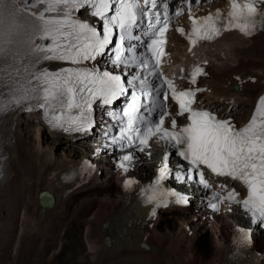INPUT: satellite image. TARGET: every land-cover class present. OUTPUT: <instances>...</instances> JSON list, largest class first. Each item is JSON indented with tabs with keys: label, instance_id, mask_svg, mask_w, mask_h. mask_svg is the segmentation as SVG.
<instances>
[{
	"label": "snow or ice",
	"instance_id": "snow-or-ice-1",
	"mask_svg": "<svg viewBox=\"0 0 264 264\" xmlns=\"http://www.w3.org/2000/svg\"><path fill=\"white\" fill-rule=\"evenodd\" d=\"M187 2L191 31L186 33L182 27L177 31L186 36L192 48L200 41L215 40L225 31L235 29L251 36L264 29V8L259 7L264 0H232L226 13L217 10L202 17L192 13V0ZM82 11L98 19L100 26L74 15ZM170 20L169 5L164 0H0V88L12 90V84L5 85L4 81L15 83L13 73L18 77L21 69L33 85L22 92L13 90L11 104L0 102V112L34 100L37 103L33 107L45 110L47 122L54 129L87 133L93 127L90 114L97 101L111 106L126 97L127 103L120 112L110 113L121 125L119 135L110 137L111 144L143 152L155 138L175 149L181 161L170 168L169 154L164 155L155 182L144 189L147 203L167 207L168 198L174 197L175 204H187L186 196L165 190L161 182L172 176L180 183L195 181L208 188L211 185L205 178L206 169L217 177L240 182L247 191L246 198H240L235 188L223 196L216 192V202L210 204L214 211L228 201L242 205L253 218L264 223V97L259 98L248 123L239 128L229 118L221 119L194 108L197 92L202 90L178 89L175 80L162 72ZM141 22L146 23L145 35L151 38L147 44L150 55H126L125 42L134 38L133 29ZM108 51L113 53L114 66L136 70L131 80L115 71L80 67ZM42 61H63L76 67L49 71L37 68ZM202 75H206L204 68L195 66L190 83L195 85ZM152 76L162 77L159 88L150 84L148 77ZM169 98L178 106L179 116L187 114L185 126L178 127L174 118L170 127L165 126V119L171 115L166 103ZM157 109V119L146 118L145 112ZM73 110L76 115H72ZM132 160V154L124 155L119 167L127 172ZM135 183L128 179L125 187ZM155 215L154 208L152 216ZM241 232L240 242L248 243L249 234Z\"/></svg>",
	"mask_w": 264,
	"mask_h": 264
},
{
	"label": "bare ground",
	"instance_id": "bare-ground-1",
	"mask_svg": "<svg viewBox=\"0 0 264 264\" xmlns=\"http://www.w3.org/2000/svg\"><path fill=\"white\" fill-rule=\"evenodd\" d=\"M235 52L236 60L218 58L220 62L210 67L211 89L204 100L209 98L206 104L208 108L221 112L223 116L236 117L237 122L241 123L249 118L257 96L264 89V60H259L264 58V34L255 37L253 43L247 46L240 44ZM234 74L244 78L249 75L259 78L257 83L247 85L242 93L226 87ZM17 128L16 137L9 146L10 164L4 170L3 180H0V264H23V261L20 262L21 256H30L34 252L44 256L51 253L55 255L59 247L57 243L71 238L77 240V245L64 246L63 251H77L76 253L82 255L80 258H83V263L225 264L217 249V259L202 262V251L198 252L194 244L176 246L181 237L168 227L167 231L165 228L160 232L159 229L162 228L158 223L162 217L157 224L141 228L146 211L133 205L122 204L118 189L114 184L111 185L110 181V185L106 186H103V182L100 183L102 178L109 176L111 170L109 162L103 158L98 160L103 171L100 176L102 178L97 179L99 183L93 182L86 188L73 192L66 199H62L59 192H53L54 203L50 206L41 205L39 195L44 176L66 165V161L63 165L55 158V154L52 155L47 150L58 151L57 157L63 156L64 160L72 157L77 150L61 138H57L59 144L55 145L56 142H52L47 133L41 130L38 122L31 118L20 122ZM28 130H32V138L28 137ZM39 157H42L41 163L44 165L38 161ZM111 195L113 196L109 199V205L107 203L110 202L105 200V197ZM190 201L189 199L188 206L183 211L170 212L184 216V221L193 219L189 214L192 213ZM193 224L199 226L194 222ZM142 231L145 233L142 234ZM204 231V228L199 227L196 232L201 235ZM253 239L255 246L264 245L260 232L256 233ZM117 242L120 243L119 247H116ZM143 242L148 248L141 246Z\"/></svg>",
	"mask_w": 264,
	"mask_h": 264
},
{
	"label": "rangeland",
	"instance_id": "rangeland-1",
	"mask_svg": "<svg viewBox=\"0 0 264 264\" xmlns=\"http://www.w3.org/2000/svg\"><path fill=\"white\" fill-rule=\"evenodd\" d=\"M253 59L254 58H248V60H253ZM244 60H247V59L244 58ZM259 60H264V58H260ZM206 100H207V98H206ZM251 105H252V103H250V106ZM28 131H29L28 137H31L32 138V135H31L32 130H28ZM48 137L51 138L49 135H48ZM51 139H52V142H53L54 139L53 138H51ZM54 141L56 142L55 145L58 146V144H59L58 141L57 140H54ZM43 143H44V141H43ZM46 144H48V143H46ZM61 147L63 148L62 145H61ZM62 148H60V149H62ZM47 152H50L52 155L55 154L54 155L55 158L58 159V160H60L63 165L65 164L64 163L65 160L62 159L63 156H61V158H58L57 157L56 153H58V151L56 152L54 150V151L51 152L50 150H47ZM41 160H43L42 157H41V159L39 157L38 161L40 162V164H42L41 163L42 162ZM42 165H44V164H42ZM50 173H48L46 176H44L43 182H44V180H46L45 178H47ZM101 178L102 177H100V179ZM94 182H96V181H94ZM112 196L113 195L105 197V200L106 199L107 200L111 199ZM109 202H110V200H109ZM107 204L110 205L111 202L110 203H107ZM192 208H193V206H192ZM173 213L174 212L165 213L162 216L161 222L158 223L159 225L161 224V228H162V229H159L160 232H162L166 227H168V228H171L172 229V230L170 229V231H172L173 233H175V232L177 233L178 227H179V224H180V221H181V219L184 216H181L180 214H173ZM166 231H167V228H166ZM141 233L144 234L145 232L142 231ZM213 239L214 238H213V235L211 234V232L209 230H205L201 235L199 233L196 236V239L192 243L183 241L181 238H179V240H178L179 242L176 243V246H179L180 247L182 244L183 245H187V246H192L194 244L198 248V252H201L202 251V256L204 258L202 262H205L207 260H210L212 262V260L217 259V256H218V255H216V252H215L216 247L214 245ZM73 243H74V245H73ZM58 245H59V247H58L55 255H54V253H51L49 255H45L44 256V255L40 254L39 252H34L33 254L31 253L30 256L27 255L28 257L26 255H22L21 258H20V260H21L20 262L23 261V264L24 263L26 264L27 262H28L27 264H32V263L33 264H89L90 263V261L83 263V261H82L83 258H82V260L80 258V257H82V255L76 253L77 251H72V252H70V251L64 252L63 251L64 246H68V245L76 246L77 245V240L75 238H71L70 240L63 239V240H61V241H59L57 243V246ZM119 246H120V243L117 242L116 243V247H119ZM0 252H2V249H0ZM38 253H39V255H38ZM61 253H63V254H61ZM206 256H207V258H206ZM25 257H26V259H24ZM6 259H7V257H6ZM258 264H264V262L263 263H258Z\"/></svg>",
	"mask_w": 264,
	"mask_h": 264
},
{
	"label": "water",
	"instance_id": "water-1",
	"mask_svg": "<svg viewBox=\"0 0 264 264\" xmlns=\"http://www.w3.org/2000/svg\"><path fill=\"white\" fill-rule=\"evenodd\" d=\"M45 197H46V195H42V196L40 195L39 200H40V204L41 205H43V206H50V205H52L54 203V201H53L52 198L45 199ZM105 226L107 227V225H105ZM141 246L148 248V245H146L145 242H143L141 244Z\"/></svg>",
	"mask_w": 264,
	"mask_h": 264
}]
</instances>
